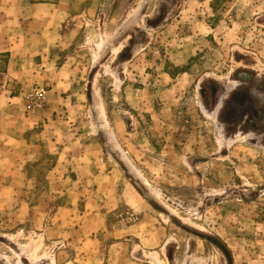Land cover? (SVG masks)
<instances>
[{
  "label": "rangeland",
  "instance_id": "374dc122",
  "mask_svg": "<svg viewBox=\"0 0 264 264\" xmlns=\"http://www.w3.org/2000/svg\"><path fill=\"white\" fill-rule=\"evenodd\" d=\"M16 8L0 264H264V0Z\"/></svg>",
  "mask_w": 264,
  "mask_h": 264
},
{
  "label": "built area",
  "instance_id": "2783aa9c",
  "mask_svg": "<svg viewBox=\"0 0 264 264\" xmlns=\"http://www.w3.org/2000/svg\"><path fill=\"white\" fill-rule=\"evenodd\" d=\"M45 101V91L35 90L26 96V109L30 111L38 110L42 107Z\"/></svg>",
  "mask_w": 264,
  "mask_h": 264
},
{
  "label": "crops",
  "instance_id": "0c3cea01",
  "mask_svg": "<svg viewBox=\"0 0 264 264\" xmlns=\"http://www.w3.org/2000/svg\"><path fill=\"white\" fill-rule=\"evenodd\" d=\"M20 1L22 0H0V16L1 20L0 22L3 23L5 21L4 17L6 16L5 14L8 12H14L17 11V13H19V8H16V6L18 7L20 4ZM9 2H12L14 5V8H11V5ZM37 5H41V4H37ZM32 6H36V5H32ZM7 20V19H6Z\"/></svg>",
  "mask_w": 264,
  "mask_h": 264
},
{
  "label": "water",
  "instance_id": "95a60500",
  "mask_svg": "<svg viewBox=\"0 0 264 264\" xmlns=\"http://www.w3.org/2000/svg\"><path fill=\"white\" fill-rule=\"evenodd\" d=\"M200 236H201V235H200ZM201 237H203V236H201ZM203 238H205L206 240H209V239L206 238V237H203ZM219 247H220L221 250L224 252V254L226 255V257L228 258V261L231 262L230 259H229V256H228L227 253L225 252V250H224L221 246H219Z\"/></svg>",
  "mask_w": 264,
  "mask_h": 264
},
{
  "label": "trees",
  "instance_id": "16d2710c",
  "mask_svg": "<svg viewBox=\"0 0 264 264\" xmlns=\"http://www.w3.org/2000/svg\"><path fill=\"white\" fill-rule=\"evenodd\" d=\"M31 3H33V2H31Z\"/></svg>",
  "mask_w": 264,
  "mask_h": 264
}]
</instances>
